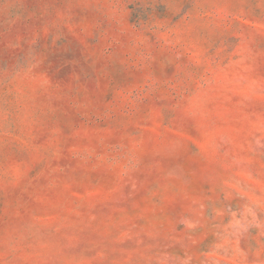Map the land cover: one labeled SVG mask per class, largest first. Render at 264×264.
<instances>
[{
	"label": "rangeland",
	"instance_id": "374dc122",
	"mask_svg": "<svg viewBox=\"0 0 264 264\" xmlns=\"http://www.w3.org/2000/svg\"><path fill=\"white\" fill-rule=\"evenodd\" d=\"M0 264H264V0H0Z\"/></svg>",
	"mask_w": 264,
	"mask_h": 264
}]
</instances>
